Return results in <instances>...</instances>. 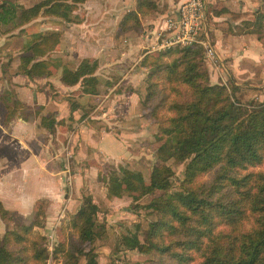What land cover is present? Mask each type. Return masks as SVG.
I'll return each instance as SVG.
<instances>
[{"label": "trees", "instance_id": "1", "mask_svg": "<svg viewBox=\"0 0 264 264\" xmlns=\"http://www.w3.org/2000/svg\"><path fill=\"white\" fill-rule=\"evenodd\" d=\"M85 1L41 0L30 7L4 3L0 5V23L8 24L19 17V27L41 15L78 22L74 12ZM157 11L155 0H138L136 10L122 18L119 33L141 30V18ZM245 28L264 34V0L253 19L245 22ZM61 40L59 31L33 34L20 56L17 72L31 79L45 78L53 74L54 67L61 66L64 85L80 84L84 92L97 94L99 62L87 60L70 68L53 61L50 55ZM141 64L151 66L144 104H151V98L164 90L163 97L151 106L153 116L159 117L156 110L168 98L175 101L168 108L173 115L160 126L166 140L159 147L161 162L153 168L150 182H145L142 172L123 168L120 175L109 178L112 196L162 192L147 205L158 216L150 224L149 241L141 242L134 232L122 237L123 245L142 253L156 252L161 261L169 258L174 264H190L198 258L199 264H264V168L254 170L264 166V100L244 103L226 86L212 84L200 45L147 53ZM180 87L187 90L183 100L175 99L180 97ZM0 100L6 108V123L19 113H27L28 106L17 94H0ZM43 121L49 125L52 117ZM170 159L187 163L179 190L173 189L174 172L167 164ZM212 170L211 182H197L200 175ZM37 204L33 221L21 224L0 200V218L13 225L0 235V264L38 263L45 258L43 239L34 229L45 225L46 202ZM98 211L99 206L87 199L71 215L70 227L76 234L68 233L69 262L77 264V254L85 256V264H99L93 244L107 236V225L97 219ZM86 244H90L89 249Z\"/></svg>", "mask_w": 264, "mask_h": 264}, {"label": "crops", "instance_id": "2", "mask_svg": "<svg viewBox=\"0 0 264 264\" xmlns=\"http://www.w3.org/2000/svg\"><path fill=\"white\" fill-rule=\"evenodd\" d=\"M183 1L155 0L158 11L141 18L140 32L119 33L122 18L136 10L138 0H86L74 12L78 22L39 16L14 30L13 21L0 23V60L12 54V40L25 36V29L31 30V37L42 30L59 31L62 46L56 50L58 55L68 60L71 55L77 57V65L97 60L100 68L96 75L102 76L98 93L89 94L80 84L64 85L61 66L54 67L50 77L31 79L10 71L0 61V94H17L28 106L27 113H19L6 123V108L0 100V200L17 217H34L36 203L45 200L48 227L61 206H66V211L78 208L79 194L61 193L66 180V154H72L74 168L78 170L75 186H71L73 191L83 184V170L93 173L94 179L96 169L106 160L127 156L132 140L150 133L140 108L148 70L141 60L152 51L150 46L160 45L164 40L160 35L166 27V18L176 14ZM212 3L218 11H210L211 39L222 62L218 71L209 64L210 81L224 80L225 67L236 84L252 80L256 86H264V45L253 34L237 31L238 25L251 17L257 1L213 0ZM40 18H46L45 29L40 28ZM118 111L123 116L116 119L114 115ZM49 116L52 121L47 125L43 119ZM91 181L98 184L97 180ZM64 189L68 191L67 186ZM102 196L106 201V195ZM94 198L101 207L100 195L94 193ZM107 201L110 212L114 213L113 199ZM5 230L6 224L0 218V234Z\"/></svg>", "mask_w": 264, "mask_h": 264}, {"label": "rangeland", "instance_id": "3", "mask_svg": "<svg viewBox=\"0 0 264 264\" xmlns=\"http://www.w3.org/2000/svg\"><path fill=\"white\" fill-rule=\"evenodd\" d=\"M41 0H0V2H5L8 4H13L17 6H24V7H30ZM71 1V0H70ZM209 1V8L210 11L215 12L218 11V8H214V4H211V1L213 0H208ZM257 1V7L252 10V15L249 19H246L242 21L237 28V31L239 33H246V30L248 32L250 31V34L254 36V39L263 43L264 45V34L259 35L253 28H245V22L251 21L253 19L254 12L260 7L261 5V0H256ZM80 5V4H79ZM155 13V12H154ZM154 13H151L150 15H153ZM75 15V14H74ZM148 15V16H150ZM42 16V15H41ZM46 18H40L41 21L39 22L42 27L41 29L44 28V22ZM19 17L15 18L11 24V28L13 30L15 28H18L17 23H18ZM213 19L211 18V21ZM57 21V19H56ZM143 28V27H142ZM8 29V28H7ZM17 31V30H16ZM31 30L25 29V36H20V37H14L12 40L11 44V55H6L2 60V64L8 66L10 71H17V68L20 64V56L23 54L24 47L27 45V43L31 40V35H29V32ZM50 31V30H48ZM141 30L137 31L140 32ZM211 31V30H210ZM253 31V32H251ZM40 32H46V30H42ZM39 33V32H36ZM35 34V33H34ZM160 38H165V34L162 32L160 35ZM262 38H261V37ZM61 43L55 49L52 54L51 58L53 61H58L59 64L66 65L70 68H76L77 65V57L71 58L73 55H71L70 59L68 58H63L59 56L57 53L61 49ZM152 51L148 53H158L159 51H163L165 49L160 48V45L156 46H150ZM15 54V55H13ZM56 54L58 56H56ZM219 54V52H218ZM55 55V56H54ZM220 56V54H219ZM54 57V58H53ZM221 58V56H220ZM224 63L227 61V59L224 58ZM204 62L205 66L208 69L209 72V64L216 70L218 71V67L220 66L219 64L222 62L217 63L215 65L212 63L210 60L205 58L204 56ZM15 67V68H14ZM148 70L146 72V75L144 76V86L145 89L143 90V95L140 99V108H141V115L143 119L145 120V123L147 126L150 128V133L147 134L146 136H137L135 138V141L132 140L131 145L132 149L130 150V154H127V156H122L120 157L119 160L116 158H112L109 160L105 161V164H102V166H99L96 169V174L93 177V173H91L89 170H83L84 174V180L83 184L80 183L76 190L74 189L73 191L71 190V186H75V175L78 173V170H76L75 167V160L74 158L72 159V154H66L65 158V169L66 171V180L65 182L63 181V189L61 190V193H75L79 194V199H80V204L76 210L72 211H66L68 209L66 206H61L59 208V213L58 215H54L52 219H50L49 226L47 227V217H46V210L48 207V202L45 200H40V201H45L46 202V209H45V225L44 226H37L35 227L34 231L35 234L38 236H41L43 239V246L45 248V258L42 261H39L38 263L35 262H28V264H74V262H69V260L66 257V252L69 247V235L70 233H73L75 236V231L74 229L70 227V222H71V215L77 212L80 208V206L86 202L87 199L93 200L96 204L97 202L95 201L94 198V193L100 195L101 199V207L99 204V211L97 213V219L100 222H105L107 225V236L104 239H96L94 242L93 246L95 248V251L98 253V262L99 264H174V262L169 259V258H162V261L160 260L158 254L156 252L152 253H142L139 252L136 249H128L126 246H124L122 243V237L128 234H132L134 232H137L139 239L141 242L146 243L149 240V229H150V224L157 220L158 216L155 210L152 208H149L147 205L154 199L155 197L159 196L162 192L161 190H156L152 193L143 195V196H136L135 194H132L130 192H125L122 194V196H112L108 192V181L111 175L113 174H121V169H130L133 171H140L142 172L145 182L149 183L150 178H151V173L153 171V168L161 162L159 156H158V150L159 147L165 142L166 136L162 134L160 130V126L166 124V119L168 117H171L173 115V112L169 111V105L173 98H168V100L162 105L161 108H157V113L159 117H154L151 113V106H153L161 97H163L162 94H164V90L162 94H157L155 97L151 98L150 102L151 104L145 105L144 104V99L147 98V77L148 74L151 70V66H145ZM100 68V64L98 69ZM97 69V70H98ZM257 70V69H255ZM53 75V74H52ZM99 84L101 82L99 77ZM210 77V74H209ZM104 82V81H102ZM211 82V81H210ZM252 80H248L247 82H239L240 84H236L235 81H233L230 76L228 75V72L226 71L224 67V80H221L220 83H212V84H221L226 86L228 92L235 98L238 99L244 103H250V102H260L264 100V86H256L257 84L251 83ZM251 83V84H250ZM181 89V94L179 98L175 99H185L187 98V90ZM98 90H99V85H98ZM166 92V90H165ZM167 93V92H166ZM171 97V95H170ZM173 97V95H172ZM175 101V100H174ZM91 106V104L89 105ZM90 108H87V110ZM114 111V110H113ZM124 112V111H122ZM117 115H114V118L118 119L123 116V113L117 112ZM87 115V114H85ZM160 120V122H159ZM130 142V140H129ZM73 160V161H71ZM69 163V164H68ZM167 164L172 168L173 170V176H172V185L174 190H179L180 187L182 186V182L185 178V169H186V162L179 163L175 162V160L170 159ZM264 168V166H261L260 168H254V170H258ZM214 170L202 174L197 178L198 183H209L213 180L214 177ZM91 180H97L98 184L94 185L92 184ZM67 186L68 191H66L64 188ZM103 188L105 190H103ZM78 190V191H77ZM76 191V192H75ZM103 195H106V201L103 200ZM116 198V200H114ZM112 201V206L113 208H116L113 212H110L109 207H108V201ZM39 202V201H38ZM37 202V203H38ZM36 203L35 205V212H36V206L38 205ZM110 203V201H109ZM55 208V207H54ZM123 208H126L128 211L123 210ZM15 215V214H14ZM35 218V213L34 217L32 218H19L15 215V219L18 223L21 224H29L30 222L33 221ZM13 225L9 224L6 225V230L12 229ZM4 232V233H5ZM0 234L1 236L4 235ZM72 237V236H71ZM90 248V244H86V249ZM76 261L78 262L77 264H85L86 263V258L84 255H77ZM200 258L195 260L193 263L190 264H199L200 263Z\"/></svg>", "mask_w": 264, "mask_h": 264}, {"label": "built area", "instance_id": "4", "mask_svg": "<svg viewBox=\"0 0 264 264\" xmlns=\"http://www.w3.org/2000/svg\"><path fill=\"white\" fill-rule=\"evenodd\" d=\"M210 13L208 0L183 1L176 14L166 18L163 31L166 37L163 38L160 48L200 45L205 58L217 65L221 58L211 39Z\"/></svg>", "mask_w": 264, "mask_h": 264}]
</instances>
